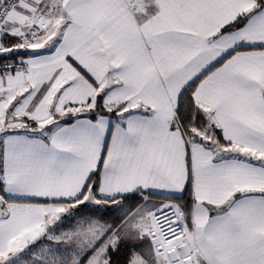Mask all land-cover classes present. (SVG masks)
<instances>
[{
  "label": "snow or ice",
  "instance_id": "1",
  "mask_svg": "<svg viewBox=\"0 0 264 264\" xmlns=\"http://www.w3.org/2000/svg\"><path fill=\"white\" fill-rule=\"evenodd\" d=\"M0 264H264V0H0Z\"/></svg>",
  "mask_w": 264,
  "mask_h": 264
}]
</instances>
